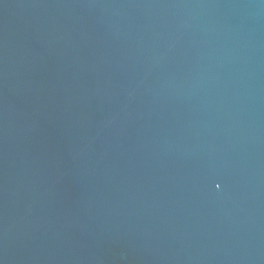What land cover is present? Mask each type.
I'll list each match as a JSON object with an SVG mask.
<instances>
[{"label": "water", "instance_id": "1", "mask_svg": "<svg viewBox=\"0 0 264 264\" xmlns=\"http://www.w3.org/2000/svg\"><path fill=\"white\" fill-rule=\"evenodd\" d=\"M0 264H264V0H0Z\"/></svg>", "mask_w": 264, "mask_h": 264}]
</instances>
